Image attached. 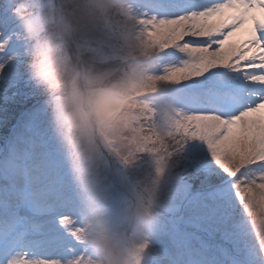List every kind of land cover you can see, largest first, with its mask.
<instances>
[{
  "label": "snow or ice",
  "instance_id": "1",
  "mask_svg": "<svg viewBox=\"0 0 264 264\" xmlns=\"http://www.w3.org/2000/svg\"><path fill=\"white\" fill-rule=\"evenodd\" d=\"M13 7L0 0V128L16 124L0 158V264H85L79 204L27 82ZM133 9L158 52L150 87L166 82L165 96L184 110L178 175L169 178L176 197L190 177L229 224L234 213L264 224V0H135ZM111 179L115 205L127 176ZM225 239L246 245L247 264H264V229L244 223ZM223 254L238 264L228 247Z\"/></svg>",
  "mask_w": 264,
  "mask_h": 264
},
{
  "label": "clouds",
  "instance_id": "2",
  "mask_svg": "<svg viewBox=\"0 0 264 264\" xmlns=\"http://www.w3.org/2000/svg\"><path fill=\"white\" fill-rule=\"evenodd\" d=\"M15 5L27 82L41 98L81 213L85 264H143L159 215L176 197V124L183 108L163 95L158 52L135 0H4ZM142 161V163H141ZM127 179L113 205L114 172ZM249 227L264 224L246 213Z\"/></svg>",
  "mask_w": 264,
  "mask_h": 264
},
{
  "label": "rangeland",
  "instance_id": "3",
  "mask_svg": "<svg viewBox=\"0 0 264 264\" xmlns=\"http://www.w3.org/2000/svg\"><path fill=\"white\" fill-rule=\"evenodd\" d=\"M15 128V123L7 130L0 128V158L13 139ZM183 182L186 192L175 197L169 210L155 222L143 264H226L225 247L231 249L238 264H247L246 245L233 248L225 239L229 228L245 223L243 218L234 213V223L229 224L215 214L214 203L201 200V189L190 177Z\"/></svg>",
  "mask_w": 264,
  "mask_h": 264
}]
</instances>
